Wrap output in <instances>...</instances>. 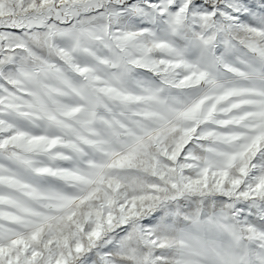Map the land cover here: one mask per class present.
I'll return each instance as SVG.
<instances>
[{
    "label": "snow or ice",
    "instance_id": "snow-or-ice-1",
    "mask_svg": "<svg viewBox=\"0 0 264 264\" xmlns=\"http://www.w3.org/2000/svg\"><path fill=\"white\" fill-rule=\"evenodd\" d=\"M0 264H264V0H0Z\"/></svg>",
    "mask_w": 264,
    "mask_h": 264
}]
</instances>
